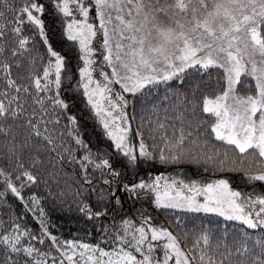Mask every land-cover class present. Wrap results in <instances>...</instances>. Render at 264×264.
<instances>
[{"label": "snow or ice", "instance_id": "obj_1", "mask_svg": "<svg viewBox=\"0 0 264 264\" xmlns=\"http://www.w3.org/2000/svg\"><path fill=\"white\" fill-rule=\"evenodd\" d=\"M55 7L64 17H72L75 11L83 18L73 19L66 29L67 39L78 41L83 53L80 58L85 66L79 75L86 81L82 85L84 95L96 110L115 149L127 158L129 165L135 166L138 156L164 165L200 164L203 157L205 166L218 161L223 169L229 151L235 150L239 156L231 160L228 171H243L248 180L264 182V0H56ZM44 12L45 6L40 0H28L19 9L10 0H0V183L3 185L0 202L10 193L29 211L41 216L44 210L39 206L40 197L26 196L25 192L40 183L36 173L48 168L53 158L66 159L63 155L67 151L65 134L74 135L75 143L86 147L74 116H67L68 124H62V110L68 108L60 96L66 57L49 43L42 19ZM90 12L99 20L98 25L89 22ZM25 21L35 27L46 45L42 58L46 66L41 72L36 71L37 58L31 56L30 45L34 41L23 34ZM98 34L102 59L111 68V74L101 72L103 84L93 79L95 60L92 57L97 49L91 45ZM22 61L28 65L27 75L21 74ZM197 65L205 70L221 67L226 73V90L215 98L203 100L201 111L215 118L211 125L195 119L193 110L191 118H178L180 127L173 126L170 137L161 136V143L154 145L155 151L141 140L137 153L128 143L131 131L125 111L128 100L120 93L115 100L105 96L112 92L109 86L118 84L124 93L146 98L152 94L150 86L171 81ZM242 74L254 78L257 94L231 95L233 104H228ZM92 85L95 87L91 88ZM97 96L108 100V109H103L94 99ZM113 110L118 115L114 116ZM205 130L214 134L215 140L230 146L223 150V158L219 151L209 148ZM68 162L80 164L84 184H92L86 174L88 164L107 168L109 175H119L109 160L96 163L90 151L82 160L72 157ZM49 175L56 181L53 173ZM161 179L156 177L152 182L141 181L123 187L129 195L154 193L155 206L160 209L215 214L227 221H238L248 229H264V196L253 199L233 190L226 179L207 184L173 179L163 185ZM103 183L111 185L112 182L105 179ZM111 194L115 196L114 192ZM76 195H81V190ZM198 197H203V202ZM79 210L89 219L107 214L103 210L93 212L84 203ZM130 225L131 221H125V228ZM41 226L43 235L38 236L15 220L8 228L0 221L3 229L0 264H161L153 256V242L160 240L164 241L162 264L170 261L172 264H225L224 259L209 255L207 234L191 250L185 251L178 237L168 229L149 227L146 230L140 226L134 229L130 239L126 231L119 235L118 242L131 250L121 247L117 252H110L99 245L61 242L47 231L43 221ZM45 238L49 246L42 250L36 245L45 244ZM201 242L205 248L200 247ZM133 252L139 253L140 258ZM226 252L225 259L238 257L229 264H264V258L256 259L254 249L250 250L246 243H241L234 252L228 249Z\"/></svg>", "mask_w": 264, "mask_h": 264}, {"label": "trees", "instance_id": "obj_2", "mask_svg": "<svg viewBox=\"0 0 264 264\" xmlns=\"http://www.w3.org/2000/svg\"><path fill=\"white\" fill-rule=\"evenodd\" d=\"M10 2H13L14 6L19 9L28 0H10ZM40 2L45 6L42 19L49 43L66 57V72L63 74L64 82L60 89V96L68 104V108L62 110L64 112L61 117L62 124H68L67 116H74L80 138L86 147L77 145L74 135L65 134L64 145L67 151L63 155L66 159L58 161L53 158L48 168L40 169L36 173L40 183L33 185L31 190H25L26 196L40 197L39 206L43 208L44 215L29 211L19 199L9 193L3 202H0V221H3V227L8 228L15 220L32 233L42 236L41 221H43L47 231L57 236L61 242L75 241L93 246L99 245L100 248L110 252H117L121 247L131 250L118 242L119 235L125 231L130 239L131 233L137 227L144 226L146 230L149 227H163L178 237L185 251L191 250L202 235H209L210 247L206 250L217 260L224 259L225 264L238 259L235 255L225 259L226 249L234 252L241 243H246L250 250L254 249L256 259L264 258V248H262L264 229H248L246 225L238 221H227L217 215L205 213L196 215V213L177 209H160L153 202L154 193L136 196L129 195L127 191L122 190L124 185L141 181L152 182L155 177L167 174L185 182L195 180L208 183L214 181L215 178H223L228 180L233 190L256 198L264 196V182L248 180L243 171H228L231 160L239 156L235 150L229 151V158L223 169L218 161L209 162L205 166L203 157L200 164L184 162L164 165L158 160H148L138 156L135 166L129 165L127 158L115 149L114 143L107 137L95 111L88 103L87 96L84 95L80 84L81 60L77 43L67 39L62 13L56 9L53 4L54 0H40ZM23 28V34L32 37L34 41V44L30 45L33 48L31 56L37 58L36 71L41 72L46 66L42 60L46 45L43 43V38L37 35L33 25L25 21ZM25 55L29 56V54ZM28 70L26 61H22L21 74L27 75ZM13 71L15 75V69ZM98 74V70L95 69L94 77L97 78ZM150 88L152 94L146 98H142L139 94L137 96L126 94L125 98L128 100L126 112L131 124L130 143L136 148L139 137H142L150 149L155 151L154 145L161 143V136L170 137L173 126L177 129L180 127L179 117L191 118L193 110L197 120L209 117L201 111L203 100L206 97L218 96L225 91L226 73L220 67H210L205 70L197 65L187 69L171 81L161 82ZM237 88L242 90L243 96L254 95L256 92L254 79L244 74L240 77V84ZM142 100L145 101L143 106ZM68 131H71V126ZM204 136L209 141V148L212 151H219L220 158H223V150L229 149L230 146L215 140L214 135L209 134L208 130H205ZM212 146L215 147L212 148ZM89 151L96 163L104 159L109 160L119 175H109L107 168H99L94 174L92 171H87L86 174L92 184H85L84 186L89 188L87 191H82L84 174L80 164L69 163L68 160L75 157L76 161H80ZM69 152L71 156L68 155ZM87 166L92 168L94 164ZM50 172L55 175L56 181L50 177ZM105 179L110 180L111 185L104 184ZM77 190H81V195H76ZM0 191H3L2 183H0ZM112 192L115 196L111 194ZM101 195L103 199L100 198ZM117 200L119 203L116 202ZM81 203L91 206L93 212L103 210L107 214L89 219L79 210ZM125 221H131V225L127 228H125ZM163 243V240L153 242L154 254L159 260L163 259L164 255ZM36 246L46 250L49 241L45 238V244ZM200 247L205 248L202 242Z\"/></svg>", "mask_w": 264, "mask_h": 264}, {"label": "rangeland", "instance_id": "obj_3", "mask_svg": "<svg viewBox=\"0 0 264 264\" xmlns=\"http://www.w3.org/2000/svg\"><path fill=\"white\" fill-rule=\"evenodd\" d=\"M53 4L55 5L56 4V0H54V2H53ZM70 7H72L73 9H74V5H70ZM94 11V10H93ZM62 16H63V14H62ZM63 18H64V20H65V25H67L68 23H71L72 22V20L73 19H76V20H82L83 18L78 14V13H76L75 11H74V14H73V16L72 17H64L63 16ZM89 22L90 23H95V24H99V20L98 19H96L94 16H93V14L90 12V16H89ZM109 29H111V25H109ZM65 31H66V35H67V29L65 28ZM99 41H101V36L98 34L97 35V37L95 38V40H93L92 41V47L93 48H96L97 49V51H96V54H95V56L94 57H92L94 60H95V63L92 65V68L94 69V71H93V79H95V80H98V81H100L101 82V84H103V83H105L104 82V80H103V76H102V74H101V72L102 71H105V72H108L109 74H111V68L110 67H108L107 66V62L106 61H104L103 59H102V56H101V51L99 50V48H98V42ZM76 43H77V48H78V51H79V56L81 57L82 55H83V53H81L80 52V50H79V43H78V41H75ZM80 60H81V63H80V66H79V70L81 69V68H83L85 65H84V62H83V60L80 58ZM101 60V61H100ZM98 61H100V63H97ZM221 68V67H220ZM95 69H97L98 70V77L97 78H95L94 77V74H95ZM223 69V68H222ZM224 70V69H223ZM243 75V74H242ZM241 75V76H242ZM245 75V74H244ZM247 77H250V78H252V79H254L252 76H247ZM114 79V78H113ZM84 82H86L85 80H82L81 78H80V84H81V87H82V85H83V83ZM254 84H255V80H254ZM91 88H94L95 86L94 85H92V86H90ZM111 89H112V92L111 93H105L104 95L105 96H111V98L113 99V100H115L116 99V94L117 93H120V94H123L124 96L126 95V94H128V93H124L123 92V90L120 88V86L118 85V84H112V85H110L109 86ZM237 87H239V84H237L236 86H235V92L233 93V94H230V98H229V100L227 101V103L228 104H233V100H232V98H231V95H236V96H241V97H243V94L241 93V89H239V88H237ZM83 88V87H82ZM226 90V89H225ZM224 92V91H223ZM222 92V93H223ZM221 93V94H222ZM257 92H255V94H256ZM254 94V95H255ZM216 97V96H215ZM215 97H208V98H215ZM94 99H96V100H98L100 103H101V106H102V108L103 109H108L109 108V105H108V100L107 99H101L99 96H97V97H94ZM92 107V106H91ZM93 109V108H92ZM93 111H95V113H96V110L95 109H93ZM125 111H127V108L125 109ZM105 115V113L102 111L101 112V116H104ZM113 115L115 116V115H118V112H116L115 110H113ZM259 115V113H257V116ZM98 117V120H99V122L101 123V120H100V117L99 116H97ZM106 119H109V120H111V117H105ZM128 119H129V116H128ZM203 120H206L207 121V123H208V125L210 126L211 125V123L213 122V120L215 119L214 117H207V118H202ZM129 122H130V120H129ZM101 125L103 126V124L101 123ZM103 129H104V127H103ZM104 131H105V133L107 132V130H105L104 129ZM107 135V134H106ZM129 135H130V133H129ZM214 135V134H213ZM108 137V136H107ZM141 140L144 142V143H146V141H144V138H142V137H139V143H138V145L136 146V148H135V146L134 145H132L131 143H130V139L128 140V143L138 152V150H139V144H140V142H141ZM112 141V140H111ZM113 142V141H112ZM114 143V142H113ZM147 144V143H146ZM99 168H95L94 166H92V168H90L89 166H87V171H92V173L94 174V172H96L97 170H98ZM157 177H161L162 179H161V185H163L165 182H167V183H171L172 182V180L173 179H175V178H173L172 176H170V175H167V174H165V175H159V176H157ZM156 178V177H155ZM218 179H223V178H215L214 179V181L215 180H218ZM175 180H177V181H179L180 179H175ZM214 181H211V182H208V183H212V182H214ZM197 182H199V183H202V184H207V183H205V182H202V181H197ZM85 184H83L82 185V187H81V190L82 191H87V189L89 188L88 186H84ZM122 190L125 192V189L124 188H122ZM161 191H163V188H161ZM185 194H187V193H185ZM155 195V194H154ZM155 197V196H154ZM198 199L199 200H201V202H203V197H198ZM253 199H255V198H253ZM153 202H154V198H153ZM155 204V203H154ZM258 205L256 206V208L258 209ZM196 215H197V213H196ZM211 215H215V214H211ZM223 218V217H222ZM145 251H146V249H145ZM134 255H137V258H140V256H139V253H135ZM153 256H154V258H157L156 256H155V254L153 253ZM161 261V264H162V262H163V259H161L160 260ZM169 264H172V261H170L169 262Z\"/></svg>", "mask_w": 264, "mask_h": 264}]
</instances>
